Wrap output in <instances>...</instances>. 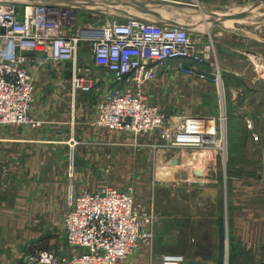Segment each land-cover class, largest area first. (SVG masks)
I'll return each mask as SVG.
<instances>
[{"label": "crops", "instance_id": "0c3cea01", "mask_svg": "<svg viewBox=\"0 0 264 264\" xmlns=\"http://www.w3.org/2000/svg\"><path fill=\"white\" fill-rule=\"evenodd\" d=\"M164 2L163 7L179 5L183 14L166 7L165 14L157 13L151 22H177L201 33L199 25L193 28L190 23L197 15L204 17L203 29L213 39L231 115L226 117L225 128L227 174L219 173V153L183 149L182 157L190 156L184 166L191 167L197 162L201 171L172 173L164 178L166 206H172L168 211H160L154 198L149 200V206L153 202L149 213L155 222L174 224L180 220L192 224L156 225L155 255H179L184 258V264H264V79L253 70L258 61L264 68V27L258 31L248 28L251 23L245 14L213 12V6L223 5L221 0ZM75 24L94 25L85 20L80 26L78 21ZM105 78H95L92 83L109 88L113 85L111 76ZM81 106L86 107V112H77L71 118V128L64 121L68 117L60 112L59 119L52 116L55 121H43L38 127H0V225L13 222L24 225L36 219L44 227H61L64 234L68 179L76 181L77 175H81L71 170L70 176L67 173L68 143L77 141V134L95 118V103L84 100L78 107ZM158 144L156 141L148 147L159 149ZM156 181L162 180L153 179ZM103 186L98 185L92 191L77 188V191L94 192ZM178 190L184 192L182 200L176 199ZM226 235L229 245L226 244L228 257L224 262L221 242ZM24 236L28 244L40 239L33 232ZM25 256L22 255L23 259Z\"/></svg>", "mask_w": 264, "mask_h": 264}, {"label": "built area", "instance_id": "2783aa9c", "mask_svg": "<svg viewBox=\"0 0 264 264\" xmlns=\"http://www.w3.org/2000/svg\"><path fill=\"white\" fill-rule=\"evenodd\" d=\"M71 21L64 11L52 7L28 6L20 15L14 5L0 3V127H38L30 116L34 100L30 66L74 63L85 43L93 64L115 83L96 107L97 127L135 136L152 133L167 150H224V117L169 118L145 95L159 71L209 82L202 68L211 67L210 80L220 87L221 71L214 67L210 39L187 27L136 18L87 27ZM73 27H77L74 33ZM84 30L96 34L83 37ZM74 84L84 92L90 90L82 86V79ZM72 190L70 185L66 195V253L37 248L26 254L22 264H121L139 244L152 245L154 216L139 212L130 191L110 186L96 192ZM182 262L181 256L160 259V264Z\"/></svg>", "mask_w": 264, "mask_h": 264}, {"label": "rangeland", "instance_id": "374dc122", "mask_svg": "<svg viewBox=\"0 0 264 264\" xmlns=\"http://www.w3.org/2000/svg\"><path fill=\"white\" fill-rule=\"evenodd\" d=\"M164 1L167 0H0V3L14 5L20 15L28 6L52 7L64 11L72 20L71 25L72 22L78 21V26H80L81 21L85 20L89 24H94V26H101L105 21H110L111 19H115L119 23H125L127 20L134 18L151 22L157 13L164 15L166 7L178 9V14H183L179 5L172 4L173 6L168 5L163 7L162 5L166 4ZM221 1L223 5L221 7L218 5L213 6V9L211 8L213 12L245 14V17L251 23L248 24V28L251 27L253 31H258L264 27V0ZM205 9L209 12L207 8ZM196 12L200 13L197 9ZM199 19L201 18L197 15L195 21L190 24H192L193 28L195 24L199 25L201 29L198 28V30H201V34L207 40L210 39V45L214 46L213 39L203 29L205 24L204 17H202V21ZM170 24L177 25L178 23L174 22ZM81 27H87V25ZM76 29L77 27H73L71 32H76ZM79 50L74 63H60L39 68L32 65L29 69L34 98L30 116L39 124L42 125L43 121H55L59 119L61 117L60 112L63 116L68 117L64 121H66V126L71 128V118H74L77 112H86V107L78 106L84 100L95 103L94 120L86 125L81 133L77 134V141L70 140L68 143L69 149L66 152L67 173L69 174V170L73 169L72 172L74 171L75 175L76 172L78 174L81 173V175H77L76 181L71 182L67 176L69 179L67 178L66 193L72 183L74 184L72 190L74 193L79 192L77 191L78 189L92 191L98 185L104 184V186H110L116 191H130L135 198V207H137L141 214H150L149 209L153 208V202L149 206L151 198H154L155 202L157 201V203H154L156 207L158 205L160 211H168L172 206L170 204L166 206L168 201H165L167 192H165L164 188V178H167L172 173L185 174L191 172V170L196 173L200 172L201 167L199 163L195 162L191 167L184 166L190 156L185 159L180 154V149L167 150L163 148L159 138L155 134L135 136L124 131H108L97 127L94 124L96 107L102 95L114 87L115 83H113L112 76L110 75L112 86L110 85L109 88L107 86L100 88L97 85L95 86L92 80L95 78L104 79L108 76V73L93 64L87 44L83 43ZM213 63L214 67L220 71L217 64H215L216 60ZM261 65L260 61L255 62L253 70L258 73L257 76L264 79V68H261ZM202 69L207 72L209 82L186 77L176 71L172 73L159 71L154 81L149 83L145 88L147 102L169 118L179 119L181 117L192 116L219 119L220 117H224L223 127L225 125L226 128V117L230 116L231 112L223 86L222 75L221 86L217 88L210 80L211 67H203ZM75 79H82V86H86L90 90L84 92L78 89L74 84ZM52 116L56 117V119ZM225 128L224 150H221L222 152L219 153V173L221 175L228 172L225 161L227 150ZM156 141L161 146L159 149L148 147L149 144H154ZM209 150L211 149L193 150V153ZM153 179H161L162 181H156L155 183ZM183 193V191L178 190V197L176 199L182 200ZM171 201L174 203L175 200ZM65 207L67 208L66 204ZM180 209L178 207L179 212L181 211ZM225 221V225H227V220ZM156 225L192 224L186 221L181 222L180 220L174 224L155 222L154 220V239L152 245L139 244L132 255L127 257L121 264H160L161 257L166 255H155ZM31 232L38 233L40 239L28 244L27 238L24 235ZM41 233L42 235H40ZM226 244L227 246L229 245L227 235L221 242V258L223 261L225 260L224 262H227L228 257V254L226 255L225 252V249L227 250ZM41 247L55 250L59 254L66 253L63 229L54 225L44 227V223H38L36 219H30L24 225H14V222L12 225H0V264H21L23 262L22 255H26L30 252V249L34 250ZM152 247L153 249L151 250ZM182 259L183 262L181 264H184V258L182 257Z\"/></svg>", "mask_w": 264, "mask_h": 264}, {"label": "water", "instance_id": "95a60500", "mask_svg": "<svg viewBox=\"0 0 264 264\" xmlns=\"http://www.w3.org/2000/svg\"><path fill=\"white\" fill-rule=\"evenodd\" d=\"M96 33L95 32H88V31H83L82 33H81V36H83V37H93V35H95Z\"/></svg>", "mask_w": 264, "mask_h": 264}]
</instances>
